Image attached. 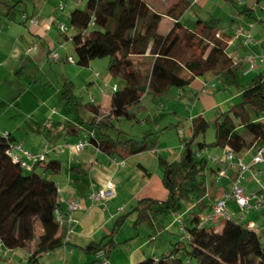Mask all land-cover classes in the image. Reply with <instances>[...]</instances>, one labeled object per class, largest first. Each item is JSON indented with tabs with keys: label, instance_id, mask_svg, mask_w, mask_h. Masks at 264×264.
<instances>
[{
	"label": "trees",
	"instance_id": "trees-1",
	"mask_svg": "<svg viewBox=\"0 0 264 264\" xmlns=\"http://www.w3.org/2000/svg\"><path fill=\"white\" fill-rule=\"evenodd\" d=\"M180 2L176 5L178 11L176 8L168 12L170 16L175 12L177 21L166 35L158 33L163 15L154 11L146 0H88L85 8H75L71 12L73 33L70 37L68 32L62 35L74 44L75 64L89 67L94 60L109 58V72L124 82L122 90L113 91L109 118H100L87 133L89 144L110 157L122 155L120 151L134 155L156 146L157 142H148L146 138L152 133H147L139 143L114 124V121L136 119L131 111L147 93L160 97L172 88L183 89L196 78L207 75L221 76L229 84H238V75L248 71L243 61L236 63L228 54L229 38L218 30L217 19L199 20L192 30L180 23L179 19L191 4L188 0L182 5ZM255 2L264 4V0ZM198 49H201L199 54ZM72 87L70 81L65 83L64 98L69 99ZM239 99L231 111L220 114L215 121L214 146L221 149L219 155L226 148L236 154L248 150L255 152L264 144V71L241 92ZM86 108L99 116L100 107L93 101ZM209 126L202 117L193 119V134L189 140H184L183 156L173 162L159 157L167 200L159 203L144 199L140 204L150 203L151 207L159 204L161 213H169L177 211L183 199L198 204L203 201L207 194L209 158L202 156L207 145L199 139ZM64 128H68V133L77 131L74 125ZM112 129L117 131L116 136L109 132ZM4 134L0 132V243L7 250H28L29 264H38L43 256L65 243L61 233L64 222L57 220V213H60L58 188L53 179L45 176L49 173L56 177L61 171V162L51 158L28 169L9 155L14 138L10 133ZM216 167L217 173L219 167ZM125 218L121 216L116 220L114 231L102 243L88 248L95 256L94 264L109 261V255L117 246L115 232ZM251 223L254 222H235L232 216L209 223L203 217H188L181 224H184L183 235L189 241V249L180 242L170 255L151 254L136 264L191 263H186L182 255L189 256L195 264H264V243L259 226L252 227ZM100 251L104 252L102 258L97 257Z\"/></svg>",
	"mask_w": 264,
	"mask_h": 264
},
{
	"label": "rangeland",
	"instance_id": "rangeland-1",
	"mask_svg": "<svg viewBox=\"0 0 264 264\" xmlns=\"http://www.w3.org/2000/svg\"><path fill=\"white\" fill-rule=\"evenodd\" d=\"M15 1L17 0H4L0 3V15L4 17L3 21L7 19L5 18L6 14L12 9L15 10L14 14L18 21L22 13L25 12L26 5L33 9L35 3V0H22L21 3H16ZM146 1L149 2L150 0ZM177 1L160 0L166 8L174 6ZM188 1L191 4L181 17L184 27L192 30L199 20L209 21L213 18L217 19L218 30L227 35L228 41H232L231 44L227 45L228 54L233 56L237 53L240 60L248 66L246 73L238 75V84H229L221 76L212 77L213 82L208 83L210 86L212 83L215 84L217 88L213 90L217 94L216 99L219 104L222 102L217 109L202 113L203 115L201 114L202 118L210 125L204 136L199 139L207 145L202 152V156L209 158V156H216L221 153V149L214 146L216 141L215 121L220 114L231 111L240 102L239 95L241 92L248 89L253 84L254 78L261 71H264V66L250 70V63L246 61L249 55L264 56V4H257L255 0ZM32 9L26 11L32 12ZM34 18L39 23L38 18ZM59 22L61 25L66 26L68 29L67 34L70 37L73 33L70 18L64 17ZM91 30L92 27L89 31ZM161 31L164 32V28ZM248 36L252 38V43L246 45L244 40ZM200 50H196L197 54L200 53ZM56 52L62 58V61H54L51 58V53L50 59L46 61V66H41L37 72L31 71L29 73L26 71L25 75H21L20 73L11 75L7 83L9 90L10 88L12 89L10 92L18 95L19 93L24 94L23 105L21 107L23 111L26 113L35 111L38 116L37 119L26 117L24 121L23 117L19 116V112H16L13 120L5 119L2 122V124L13 129L17 127L18 123L22 122L23 127L21 130L14 133L17 138L14 145L22 147L19 154L21 157L26 158L28 167H32L36 161H30L27 154H32L35 157L45 155L47 159H51L57 157L61 149L65 148L61 145H55L58 142L65 144L66 139L68 141L71 137L68 134V128L59 132V123L64 125V127L68 125L80 126L79 133H84V131L89 133L92 130L90 121L94 115L87 110L86 106L94 101L96 105L102 104L105 112H107L110 110V98L113 94V89L116 87L118 90H122L124 86L122 78L114 76L109 72V58L94 60L89 67H80L75 64L77 58L74 44L71 41H69L67 48H60ZM234 56L236 57V55ZM71 57L73 62L68 61ZM0 76L5 77L2 71L0 72ZM68 81L73 85L72 93H68L69 99L64 98L62 94L65 90V83ZM179 90L181 91V89ZM179 90L174 88L167 91L164 95L168 97V100L164 98L160 102L162 105L154 104L152 102V95L145 96L139 106L131 111L136 114V119L114 121L115 127L124 133H129V137L139 143L144 141L147 133H152V135L146 137L148 142L159 141L162 145L175 146L174 150L170 149L168 152H175L177 154L180 151L183 156L184 150L182 146L184 140H189L193 134L192 120L197 119L200 115L197 116L196 112L194 113L195 100L188 101L189 97H180ZM185 91L186 94H190L189 88H186ZM171 93L173 94L171 95ZM196 111L199 113L204 110L198 104ZM152 118H156L154 123L151 122ZM45 119L48 121L44 122L43 120ZM48 123L50 124L51 133L50 129L45 127ZM156 125L158 126L156 127ZM34 129L37 132H32ZM109 132L116 136V130L112 129ZM45 146L48 151H45ZM254 154L255 152H252L251 155H248L245 162L250 161ZM179 159L177 158V160ZM42 164L43 162H40V165ZM216 168V164L209 161L206 172L207 192L213 188L231 189L237 170L230 169L227 176L218 178V172H215ZM258 171H261V174H258L256 178L255 174ZM162 174H164V170H162ZM47 177L51 178L49 174ZM241 186H243L246 191L245 194L249 197H252L253 192H264V165H258L256 169L247 171ZM222 199H224V196L218 198L216 201H221ZM202 203L198 204L195 201L183 199L180 201L178 210L174 212L161 213L157 208H154L155 212L151 213L148 210L147 213L143 214L144 217L141 219L142 224L140 225L135 224L136 218L130 220H126L127 218H125V222L119 228V236L127 238L131 233L136 234L138 231H135V228H137L140 230L141 241L149 240L150 236H156L157 227H159L161 232L157 236L156 245L144 248L148 254L156 252L158 257H162L163 255L168 256L176 251V244L180 242H184L186 248L189 249V241L183 235L182 227L184 224L182 225L181 222H178V218H181L183 223L186 222L188 217L198 216L207 218L209 214L214 212V206L213 204L211 205L209 199ZM251 203H254V201H251ZM226 210L235 222L242 221L243 224L254 222L253 225L259 226L258 232L264 243V207L260 210L252 208L241 211L235 200L230 199L227 200ZM130 211L131 209L128 210V212ZM219 220L221 222L222 218ZM117 253L118 250L115 249L114 254ZM182 256L186 263L190 261L191 263L188 264H195L189 256ZM117 264L132 263L124 260L119 261Z\"/></svg>",
	"mask_w": 264,
	"mask_h": 264
},
{
	"label": "crops",
	"instance_id": "crops-1",
	"mask_svg": "<svg viewBox=\"0 0 264 264\" xmlns=\"http://www.w3.org/2000/svg\"><path fill=\"white\" fill-rule=\"evenodd\" d=\"M179 1H181L179 5L186 2V0H178L174 6L166 8L160 0L147 1L154 11L163 15L158 28L160 35H166L172 29L173 23L177 21L175 20V12L171 16L168 15V12L176 8L178 11L176 5ZM15 2L21 3L22 0ZM87 2L88 0H35L33 9L27 5L25 7L26 10L32 9L33 11L25 10L18 21L13 9L6 14L5 18L7 19L5 21H3L4 17L0 15V72L2 71L5 75L4 78L0 76V132L10 133L11 137L14 138V143L17 140L14 133L21 130L22 122L18 123L15 129L9 128L2 122L5 119L13 120L16 112H19L18 114L23 117V120L26 117L37 119L38 116L35 111L27 113L23 111L21 107L24 94L19 93L18 95L10 92L12 89L9 90L7 85L10 76L17 73L25 75L26 71L29 73L31 71L37 72L41 66L47 65L46 61L50 59L51 53L60 48H67L71 39L59 31L58 27L61 25L59 21L64 17L70 18L71 12L75 8H85ZM37 9L38 11H36ZM23 15L30 18L36 17L39 23L31 25L27 21L24 22ZM179 21L182 24L181 18ZM162 28H164V32L161 31ZM234 55L231 56L234 62L241 61L237 53ZM212 77V75H207L196 78L190 86L186 87L189 88L190 94H186V88L181 89V91L178 89L180 97H189L188 101L195 100L194 113L196 112L197 116L200 115L199 117H202V113L217 109L222 104V102L218 103L214 88L208 85V83L213 82ZM149 95L152 94L147 93L145 96ZM164 98L168 100L165 95L160 97L152 95V102L158 105ZM198 104L201 105L203 112L198 113L196 111ZM97 106L100 107L99 116L90 111L94 115L90 121L91 126L96 124L100 118H109L111 98L110 110L107 112H105L102 104ZM155 121L156 118L151 119L152 123ZM49 126V123L45 125V127ZM78 127H75L77 128L76 132L68 133L71 137L68 141L66 139L65 144L60 142L55 144L65 147L64 151L57 154V157H53L61 162L60 173L56 177H51L49 173L45 175L48 178L47 175L49 174L51 178L48 179H53L58 188L60 213L64 218L61 233L65 236V243L62 247L43 256L38 264H94L95 256L88 251V248L102 243L104 238L114 231L115 222L119 217L126 216V220L136 218L135 224L140 225L142 224L141 219L144 217L143 214L147 213L148 210L151 213L155 212L154 208L162 211L159 204L151 207L150 203L140 204L139 202L144 199H151L159 203L167 200L168 191L163 184V168L160 165L159 157L168 161H172L171 159L174 158L173 161H176L182 156L180 151L177 154L168 152L170 149L174 150L175 146L162 145L159 141L153 149L134 155H126L124 151H120L122 155L110 157L92 145L77 151L75 145L87 135L86 131L79 133L80 126ZM64 129L62 125L58 127L59 132ZM35 131L36 129L32 132ZM108 182L114 184L115 196L105 203L92 201L89 198L90 192L93 189L105 188ZM228 191L230 188L229 190L227 188H213L207 192L202 202L204 203L205 200L209 199L212 205ZM71 202H77L79 209L73 212L74 221L69 223L66 217L68 204ZM129 209H131L130 212H128ZM152 226L154 225L152 224ZM135 231L138 232L136 234L131 233L125 238L119 236V228L116 230L114 240L117 243L115 249L118 250V253L114 254V249L109 255L111 264H117L124 260L136 264L151 254H156V252L148 254L144 248L156 245L157 236L161 229L157 227L156 236H150L149 240L144 241H141L140 230L135 228ZM0 247V264H29L30 253L28 250H8L4 256L3 253L6 249L1 243Z\"/></svg>",
	"mask_w": 264,
	"mask_h": 264
},
{
	"label": "built area",
	"instance_id": "built-area-1",
	"mask_svg": "<svg viewBox=\"0 0 264 264\" xmlns=\"http://www.w3.org/2000/svg\"><path fill=\"white\" fill-rule=\"evenodd\" d=\"M74 1V0H71ZM197 1V0H195ZM23 20L28 21L31 25H37L38 21L35 18L29 19L27 15H23ZM59 30L61 33H67L68 29L66 26L59 25ZM232 42H229L231 44ZM244 43L246 45H249L252 43V38L248 36ZM54 61H62V58L59 56L57 52L52 53L51 57ZM69 62H73L72 58L68 59ZM247 62L250 63V70H254L258 68L259 66L264 65V56H254L249 55L247 57ZM208 86V85H206ZM212 88H214V85H211ZM117 88L115 87L113 91H116ZM5 136H7V132H4ZM88 142V135L85 136V138L81 141H79L75 145V149L77 151L83 150L85 147L89 146ZM45 151H48L47 147H44ZM22 150V147L20 145H13L11 151L9 152V155L17 162H21L24 167H27L28 169V163L26 161V158L21 157L19 154V151ZM61 151H64V148L61 149ZM252 150H248L246 152H243L241 154H236L234 151H232L229 148H226L224 153L221 155L216 156H209V161L216 164L218 169V177L227 176L229 169H235L237 170V176L233 180L232 188L228 194L224 195V199L221 201H216L214 203V212L212 214H209L207 218H204V221L206 223L209 222H215L219 220L220 218H227L229 219L231 217L230 213L226 210V204L227 200L234 199L241 211L249 210L251 208H254L256 210H260L264 207V193L261 192H255L252 194V197H249L245 194V189L243 186H241L242 181L245 179V174L247 171L256 169L258 165H264V144L260 145L255 149V154L252 156L251 160L248 162H245V159L248 157V155H251ZM27 157L30 161H36L37 162H46L47 156L45 155H39L38 157L33 156L32 154H27ZM258 174H261V171H258V173L255 174L256 178ZM115 186L112 182H108L106 187L99 190H94L90 193L89 198L92 201H101V202H107L108 200L112 199L115 196ZM251 201H254V203H251ZM79 209V205L77 202H71L68 204L67 208V222L72 223L73 220V212L77 211ZM57 220L59 222H64V218L61 216V214L57 213ZM178 222L182 223L181 218H178ZM252 227H256L251 223ZM7 249L3 253L4 256L7 254ZM104 256V252L100 251L97 254L98 258H102ZM99 264H110L109 261L103 260Z\"/></svg>",
	"mask_w": 264,
	"mask_h": 264
}]
</instances>
